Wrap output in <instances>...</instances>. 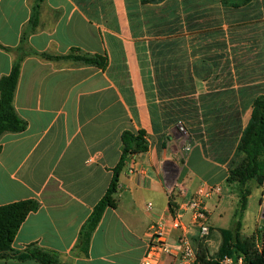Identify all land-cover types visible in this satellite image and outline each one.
<instances>
[{"label":"crops","instance_id":"crops-1","mask_svg":"<svg viewBox=\"0 0 264 264\" xmlns=\"http://www.w3.org/2000/svg\"><path fill=\"white\" fill-rule=\"evenodd\" d=\"M143 1L0 0V81L21 46L33 52L21 62L13 101L27 129L0 139V207L40 204L19 229L16 252L34 245L59 264H142L156 223L173 249L159 264H180L184 233L197 251L208 242L200 245L190 212L181 229L171 227L169 186L177 181L190 195L201 185L221 187L205 202L209 222L218 209L211 200L227 197L229 163L264 96V0L240 8L222 0ZM73 49L106 57L107 67L40 55ZM184 126L188 139L178 130ZM127 130L144 131L149 149L127 162L117 208L105 210L84 253L81 231L111 185ZM211 229L220 246L225 229Z\"/></svg>","mask_w":264,"mask_h":264},{"label":"trees","instance_id":"trees-1","mask_svg":"<svg viewBox=\"0 0 264 264\" xmlns=\"http://www.w3.org/2000/svg\"><path fill=\"white\" fill-rule=\"evenodd\" d=\"M165 0H144L143 2ZM227 6L240 8L252 0L235 1L230 4L227 0H222ZM38 12L33 15V26L37 25ZM19 58L14 64L11 73L0 81V139L4 134L21 133L27 129V123L17 114L13 101L17 84L20 77L21 62L25 56L33 54L32 51H25L22 46L19 49ZM41 57L56 61H70L74 64L95 66L105 69L108 59L102 55H91L81 52L79 49H73L68 55L51 56L40 54ZM123 152L122 157L113 170V179L111 185L94 208L92 215L83 227L80 238L79 248L87 253L92 233L100 223L103 214L107 208H117L115 195L118 191L120 175L123 172L127 162L133 157L146 153L149 149L146 133L140 131L134 133L125 131L122 134ZM1 148V146H0ZM229 184H238L239 186V210L237 220L232 229L221 230L222 242L213 259L207 260L204 250L198 251L197 264H219V261L225 257L232 258L235 264H238L240 258L243 264H264V225L257 234L250 237H244L242 231V217L248 207L251 196L250 183L256 182L259 186L264 183V96H259L253 103L251 118L247 126L242 131L235 154L228 166ZM173 195L170 201V211L173 215L178 209L179 198ZM40 204L35 200L16 202L0 207V258L36 260L41 264H59L57 257L36 246H30L24 252H16L12 245L22 224L31 212L36 211ZM212 235V229L209 237ZM208 237V238H209ZM207 238V239H208ZM261 242V248L257 247V242ZM200 242V245L203 244Z\"/></svg>","mask_w":264,"mask_h":264},{"label":"built area","instance_id":"built-area-1","mask_svg":"<svg viewBox=\"0 0 264 264\" xmlns=\"http://www.w3.org/2000/svg\"><path fill=\"white\" fill-rule=\"evenodd\" d=\"M180 130L184 132V128ZM186 156V154H185ZM169 195H178L183 200L176 214L171 219L173 229L183 227L182 220L185 212L192 214V223L199 229V241H206L210 235L211 227L209 226V209L205 205L207 199L213 195H221L222 189L219 186L201 185L192 195L190 190L183 184L174 182L169 186ZM148 210H152V204L148 205ZM168 235L165 232L163 224H154L151 227V242L144 256L142 264H159L161 257L170 255L173 252L168 242ZM180 264H197L198 251L193 247L191 240L186 233L182 234L179 240ZM219 264H235L232 258L225 257L219 261ZM238 264H243V259L238 260Z\"/></svg>","mask_w":264,"mask_h":264},{"label":"rangeland","instance_id":"rangeland-1","mask_svg":"<svg viewBox=\"0 0 264 264\" xmlns=\"http://www.w3.org/2000/svg\"><path fill=\"white\" fill-rule=\"evenodd\" d=\"M184 132H182V137L188 139V129L186 126L183 127ZM179 132L181 131L178 129ZM225 192H227V197H224L223 202L220 203V199L217 196L211 200V204L216 206L218 209L212 214L209 226L222 229H232L236 220L237 213L239 210V186L238 184L230 185L227 182L223 185ZM251 196L249 198V205L242 217V231L244 237H250L251 234H255L256 229L261 231L263 219H261V209L260 202L262 198V189L255 182L250 183ZM258 230V229H257ZM220 232L217 231L216 235H220ZM208 242L201 246V250H204V254L207 260L213 259L214 255L218 251L219 245L215 241L212 235L207 239ZM257 247L261 248V242H257Z\"/></svg>","mask_w":264,"mask_h":264}]
</instances>
